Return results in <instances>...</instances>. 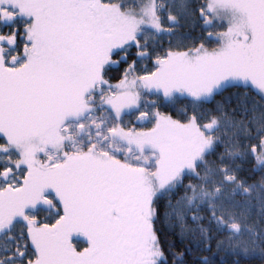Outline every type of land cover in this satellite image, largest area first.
I'll use <instances>...</instances> for the list:
<instances>
[{
    "label": "snow or ice",
    "instance_id": "snow-or-ice-1",
    "mask_svg": "<svg viewBox=\"0 0 264 264\" xmlns=\"http://www.w3.org/2000/svg\"><path fill=\"white\" fill-rule=\"evenodd\" d=\"M0 264H264V0H0Z\"/></svg>",
    "mask_w": 264,
    "mask_h": 264
}]
</instances>
